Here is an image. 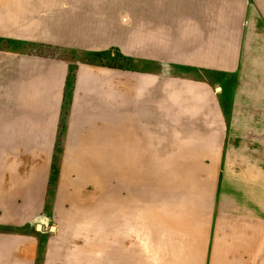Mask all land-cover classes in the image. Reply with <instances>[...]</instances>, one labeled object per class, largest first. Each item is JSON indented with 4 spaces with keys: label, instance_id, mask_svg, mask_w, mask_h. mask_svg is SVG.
<instances>
[{
    "label": "crops",
    "instance_id": "obj_1",
    "mask_svg": "<svg viewBox=\"0 0 264 264\" xmlns=\"http://www.w3.org/2000/svg\"><path fill=\"white\" fill-rule=\"evenodd\" d=\"M0 40L8 41L0 44V264L115 263L83 261L76 233L72 246L52 241L42 255L41 224L27 230L46 218L55 153L67 177L58 219L63 206L75 215L86 205L80 185L99 176L98 160H109L111 173L117 159L136 173L148 158L168 160L157 198L177 191L182 209L158 222L153 252L174 244L185 256V244L184 264H264V0H0ZM36 42L92 51L117 44L126 64L26 50ZM70 62L78 65L64 110ZM134 220L149 235L133 216L114 229L130 244Z\"/></svg>",
    "mask_w": 264,
    "mask_h": 264
},
{
    "label": "rangeland",
    "instance_id": "obj_2",
    "mask_svg": "<svg viewBox=\"0 0 264 264\" xmlns=\"http://www.w3.org/2000/svg\"><path fill=\"white\" fill-rule=\"evenodd\" d=\"M1 41V40H0ZM0 44H8V41L0 42ZM26 50L33 54L44 55V56H56L63 57L69 61H78L80 63H89L102 66H123L126 64L124 60V54L122 48L117 44H112L107 47L100 48L101 50L92 51L90 48H72L61 45L48 44L44 42H36L26 45ZM75 51H73V50ZM89 51H85V50ZM91 50V51H90ZM106 50H109L106 52ZM122 56H120V54ZM78 63L70 62L69 71L67 75V86L63 99V109L67 110L70 104V88L72 80L74 79L75 69ZM222 74L219 71L212 73L213 83L220 81ZM61 134V133H60ZM61 137L58 136L55 145L56 150L60 149ZM64 160L58 157L55 153V157L52 163V171L50 179L47 185L46 194V218L44 222H34L27 227V230L34 231L35 223H40L39 231L41 235H38V241L40 251L42 255L44 249L52 241H58L64 239L65 243L73 244L74 234L76 233L80 238L76 240L79 246L85 250L83 254V261L88 260L89 257L95 255V257L101 256V262H115L112 264H120L121 256L128 255V264H143L144 261L152 260L153 263L166 262L165 264H184L188 259L187 252L188 247L184 246L185 256H181L178 253V249H174L173 245L170 244L166 247V252L163 256L157 254L153 247L155 241L152 239L157 236L158 222L166 226V222L170 217L163 218L164 215H169L171 210H181L180 199H178L177 191L160 192V196L157 198V189L160 186L159 177L157 171L161 170V167L169 166L168 160H160L154 158H148L144 160L143 166L141 162L138 163V168H142V173H136L132 171V161L127 159H117L115 172L112 170L109 172V160L102 159L98 160L100 163V174L94 175V182H87L81 184L80 192L82 197L81 203L86 204L84 206H77L73 209V214H67L68 207H62L61 215H56V196L58 192V186L62 182L67 181V177L62 176V166ZM134 163V162H133ZM88 160L78 161L77 166L82 167L84 171L92 169L88 165ZM96 164V163H95ZM93 164V167H95ZM97 166V164H96ZM108 170V172H106ZM138 170V169H137ZM105 171L106 173H102ZM76 177L75 174L72 178ZM198 179L204 180L203 175H198ZM78 192V193H80ZM168 195L170 202L173 205L170 207L163 206L165 197ZM178 199V200H177ZM67 214V215H66ZM70 217H69V216ZM135 217L141 222L143 228L142 231H146L147 234H143L139 231L140 224L137 221H133V230L129 231L130 236L134 242L130 244V240L126 237L119 238L114 229L119 226L120 222L127 220V217ZM185 219L189 222H193L191 215L185 216ZM36 228V229H37ZM2 227H0V230ZM22 228H20L21 230ZM10 230V229H8ZM7 230V231H8ZM177 235L186 236L190 234V230H177ZM179 238V237H178ZM184 243L187 242V237L180 238ZM123 246H130L131 248L124 251ZM69 246V245H67ZM89 249L92 251L88 252ZM90 253V254H89ZM117 253V254H114ZM127 253V254H126ZM149 253V254H148ZM41 255V257H42ZM118 256V257H117ZM149 257V258H148ZM131 260V262H129ZM93 262V261H92ZM91 262V263H92ZM95 262V261H94ZM105 262V263H106ZM137 262V263H136ZM146 264V263H145Z\"/></svg>",
    "mask_w": 264,
    "mask_h": 264
},
{
    "label": "bare ground",
    "instance_id": "obj_3",
    "mask_svg": "<svg viewBox=\"0 0 264 264\" xmlns=\"http://www.w3.org/2000/svg\"><path fill=\"white\" fill-rule=\"evenodd\" d=\"M125 259H123V260H121V261H124ZM129 262H131V260H129ZM164 262V261H163ZM137 263V262H136ZM144 263H145V261H144ZM164 263H166V262H164Z\"/></svg>",
    "mask_w": 264,
    "mask_h": 264
},
{
    "label": "trees",
    "instance_id": "obj_4",
    "mask_svg": "<svg viewBox=\"0 0 264 264\" xmlns=\"http://www.w3.org/2000/svg\"><path fill=\"white\" fill-rule=\"evenodd\" d=\"M107 51H109V50H106V52H107ZM119 54H120V56H122V54H121V53H119ZM123 58H125V57H123Z\"/></svg>",
    "mask_w": 264,
    "mask_h": 264
},
{
    "label": "water",
    "instance_id": "obj_5",
    "mask_svg": "<svg viewBox=\"0 0 264 264\" xmlns=\"http://www.w3.org/2000/svg\"><path fill=\"white\" fill-rule=\"evenodd\" d=\"M39 225H37V227H38Z\"/></svg>",
    "mask_w": 264,
    "mask_h": 264
}]
</instances>
